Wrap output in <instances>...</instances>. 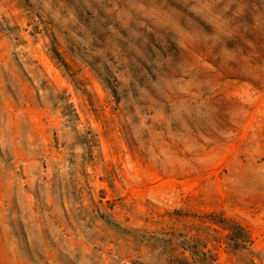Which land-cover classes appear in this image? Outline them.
Segmentation results:
<instances>
[{
    "label": "rangeland",
    "instance_id": "374dc122",
    "mask_svg": "<svg viewBox=\"0 0 264 264\" xmlns=\"http://www.w3.org/2000/svg\"><path fill=\"white\" fill-rule=\"evenodd\" d=\"M0 264H264V0H0Z\"/></svg>",
    "mask_w": 264,
    "mask_h": 264
}]
</instances>
